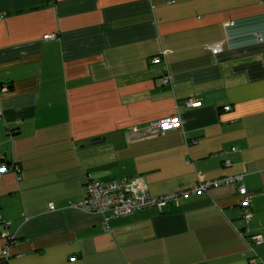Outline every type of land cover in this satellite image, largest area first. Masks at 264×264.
Masks as SVG:
<instances>
[{
	"label": "crops",
	"instance_id": "crops-1",
	"mask_svg": "<svg viewBox=\"0 0 264 264\" xmlns=\"http://www.w3.org/2000/svg\"><path fill=\"white\" fill-rule=\"evenodd\" d=\"M171 116L178 127H152ZM3 163L0 264H251L247 236L264 234V0H0ZM239 173L249 222L233 184L108 220L71 207L90 178L164 195ZM254 248L264 261V242Z\"/></svg>",
	"mask_w": 264,
	"mask_h": 264
},
{
	"label": "built area",
	"instance_id": "built-area-1",
	"mask_svg": "<svg viewBox=\"0 0 264 264\" xmlns=\"http://www.w3.org/2000/svg\"><path fill=\"white\" fill-rule=\"evenodd\" d=\"M54 37L55 35H49ZM48 36V37H49ZM220 47L214 48L217 52ZM162 61L161 55L153 58V63H160ZM170 76L167 74L164 76V83H170ZM4 91H8V86L3 87ZM202 101L200 99L189 98L186 100V105L189 108L200 107ZM226 110H230L231 106L227 105ZM181 124L179 116H171L163 118L159 121L152 123V127L156 129H167L178 127ZM233 151L236 148H232ZM231 161L227 160L226 164H230ZM9 167L6 163L0 166V171H8ZM245 174H236L230 176H224L222 178L214 180L201 181L194 187L185 189L178 192H171L164 195L151 194L146 183L141 178H125L111 181H102L94 178H90L87 181V191L85 198L78 203L72 202L71 207L80 208L88 212L100 213L106 216V219L114 217H122L134 213L137 210L156 206L160 209L165 207L171 202L178 203L181 198L188 197L191 194L202 193L213 187H219L222 185L233 184L236 186V191L241 195L240 205L243 208V219L249 222L252 217L250 210L252 195L244 183ZM51 209H55L54 203L50 204ZM3 219L0 215V222ZM5 223V222H4ZM6 224V223H5ZM5 243L2 250V259L7 261L10 257V250L14 243V236L10 231L4 233ZM253 255L250 257L251 264H260L264 261L259 257L255 251L254 245L264 242V234L257 233L252 234L248 238Z\"/></svg>",
	"mask_w": 264,
	"mask_h": 264
},
{
	"label": "water",
	"instance_id": "water-1",
	"mask_svg": "<svg viewBox=\"0 0 264 264\" xmlns=\"http://www.w3.org/2000/svg\"><path fill=\"white\" fill-rule=\"evenodd\" d=\"M98 140H92L91 142H97ZM99 142V141H98Z\"/></svg>",
	"mask_w": 264,
	"mask_h": 264
},
{
	"label": "trees",
	"instance_id": "trees-1",
	"mask_svg": "<svg viewBox=\"0 0 264 264\" xmlns=\"http://www.w3.org/2000/svg\"><path fill=\"white\" fill-rule=\"evenodd\" d=\"M243 209V208H242ZM244 211V210H243ZM244 213V212H243ZM242 218H243V214H242ZM251 236V235H250ZM250 236H247L248 238L250 237Z\"/></svg>",
	"mask_w": 264,
	"mask_h": 264
}]
</instances>
